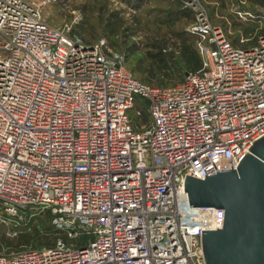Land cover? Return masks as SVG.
<instances>
[{"label": "built area", "instance_id": "built-area-1", "mask_svg": "<svg viewBox=\"0 0 264 264\" xmlns=\"http://www.w3.org/2000/svg\"><path fill=\"white\" fill-rule=\"evenodd\" d=\"M50 3L0 0V226L50 212L67 238L0 264H207L225 211L192 207L185 182L236 170L264 137V37L234 47L191 0L203 67L152 87L106 39L50 25Z\"/></svg>", "mask_w": 264, "mask_h": 264}, {"label": "trees", "instance_id": "trees-1", "mask_svg": "<svg viewBox=\"0 0 264 264\" xmlns=\"http://www.w3.org/2000/svg\"><path fill=\"white\" fill-rule=\"evenodd\" d=\"M124 1L131 4L130 0ZM189 1L191 0H137L135 10L139 11L146 4L152 7L144 12L143 15L146 17L134 14L127 19L122 11L109 8V0H105V3L101 0H92V4L86 3L82 6L83 17L72 28L71 36L81 39L88 45L106 38L115 52L125 56L126 62L143 50V56L137 61L135 69L140 79L135 78L152 87H172L183 82L189 74L200 72L203 67V60L197 48V37L182 28V24L190 26L195 20L194 12L186 7ZM213 1L221 3V8L224 9L227 0ZM234 1L247 4L244 7L240 6L237 11L252 17L241 18L237 12L239 17L237 20L247 22H241L245 27L242 25L241 30L230 36L226 28L223 29L213 23L212 15L216 13L214 8L210 9L206 0L203 3L208 9L213 25L227 33L226 36L234 47L245 49L254 47L260 38L264 37V0ZM149 17H153V21H150ZM262 22L263 26H260ZM151 24L157 28H151ZM178 25L181 29L175 32L173 29ZM144 30H147V37L141 42L142 46L137 42H130L131 38ZM139 106L144 110L146 108L144 103H140ZM29 215L24 225L18 228L15 237L10 236V232L15 229L14 226L11 224L0 226V252L12 254L51 248L58 238H67L65 232L53 225V215L50 212Z\"/></svg>", "mask_w": 264, "mask_h": 264}, {"label": "water", "instance_id": "water-1", "mask_svg": "<svg viewBox=\"0 0 264 264\" xmlns=\"http://www.w3.org/2000/svg\"><path fill=\"white\" fill-rule=\"evenodd\" d=\"M185 191L192 207L225 211L222 229L203 232L207 264H264V137L236 170L187 176Z\"/></svg>", "mask_w": 264, "mask_h": 264}, {"label": "rangeland", "instance_id": "rangeland-1", "mask_svg": "<svg viewBox=\"0 0 264 264\" xmlns=\"http://www.w3.org/2000/svg\"><path fill=\"white\" fill-rule=\"evenodd\" d=\"M30 1L42 2L43 0H30ZM91 1L92 0H51V3L44 8L46 20L50 25L57 28H65L66 26L73 28L76 24L80 22V20L83 17L82 6L86 3L92 4ZM101 1L105 3V0H101ZM130 1L132 5L125 2L124 0L123 1L109 0V8L111 10L122 11L125 18L128 19L131 17V15L134 14H137V16L143 15L145 11L149 10V8L152 7V5L146 4L145 6L141 7V9L138 11V9L135 10L136 7H134L135 5H138L137 0H130ZM203 1L204 0H202V2ZM206 1L209 8L211 9V7H213L216 12L214 15H212L213 23L220 25V27H222L223 29L226 28L228 30L227 32H229V36L231 34L235 35L239 30H241L242 25L243 27H245V25L242 24L241 22L246 23L247 21L242 19L237 20L239 19L237 15L238 12L237 10L240 9V6L244 7L247 4L245 3L239 4L234 0H230V1L227 0L226 6L223 9L221 8V3H218L216 1L214 2L213 0H206ZM143 17L146 16L143 15ZM148 19L150 21H153V17H149ZM235 24H240V26ZM260 26H263V22L262 25ZM151 28L156 29L157 26L151 24ZM182 28H184L185 31H188L187 29L189 28V25L182 24ZM178 29H181L179 25L178 27H175L173 30L177 32ZM146 37H147V30H144L142 33H138L136 34V36L131 38L130 42H137L142 46L143 44L141 42L145 41ZM102 39H106V38H102ZM142 56H143V50L139 51L136 55L131 57L126 62L125 65L126 68L129 70V72L137 79H140V77L136 73L135 69L138 64L137 61Z\"/></svg>", "mask_w": 264, "mask_h": 264}]
</instances>
